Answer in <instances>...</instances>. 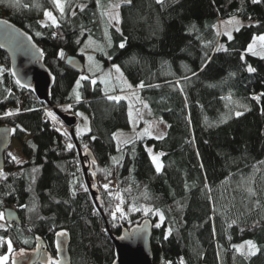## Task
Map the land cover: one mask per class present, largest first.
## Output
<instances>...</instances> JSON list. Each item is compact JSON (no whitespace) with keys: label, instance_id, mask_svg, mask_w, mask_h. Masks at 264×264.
I'll return each mask as SVG.
<instances>
[{"label":"trees","instance_id":"obj_1","mask_svg":"<svg viewBox=\"0 0 264 264\" xmlns=\"http://www.w3.org/2000/svg\"><path fill=\"white\" fill-rule=\"evenodd\" d=\"M62 3L63 13L53 0H0V18L43 49L56 77L52 106L79 121L87 115L90 131L75 137L96 160L90 177L111 234L150 219L154 264H264V50L247 51L264 35V0ZM46 11L57 26L41 24ZM69 56L80 58L84 73L67 66ZM0 69V127L12 129V141L30 137L23 162L10 146L0 171V213L12 208L21 222L3 220L0 257L12 264L41 239L55 264L64 233L72 264H113L115 247L71 134L17 85L1 51ZM146 110L168 123L166 136L125 142L131 113L142 129ZM148 147L161 153L159 172ZM247 241L254 255L237 250Z\"/></svg>","mask_w":264,"mask_h":264},{"label":"water","instance_id":"obj_2","mask_svg":"<svg viewBox=\"0 0 264 264\" xmlns=\"http://www.w3.org/2000/svg\"><path fill=\"white\" fill-rule=\"evenodd\" d=\"M0 51L5 53L10 61V72L14 80L19 81L17 85L26 91L31 92L40 103L49 107L51 104L52 90L55 86L56 77L46 65L43 49L35 42L33 37L17 24L0 18ZM68 67L75 72H85V65L80 58L69 56L66 59ZM53 113L67 127L73 129L78 123V117L73 114L63 113L53 107ZM71 136L79 153L82 164L83 175L92 200L101 213L97 197L98 191L93 186L96 183L95 177L91 180L93 173L92 164L96 162L90 150L83 151L80 147L74 131ZM12 143V129L0 127V171L5 168V153ZM4 219L9 224H20L19 215L16 210L8 208L4 211ZM105 219V217H104ZM106 228L115 247L116 260L113 264H154L152 252V237L154 224L150 219L144 220L141 224L131 229H126L120 236L111 234L107 220ZM37 249L33 251L20 252L13 256L12 264H50L51 258L45 249L46 244L41 239L37 240ZM70 239L67 234L58 236L55 241L57 257L55 264H72L69 251Z\"/></svg>","mask_w":264,"mask_h":264},{"label":"rangeland","instance_id":"obj_3","mask_svg":"<svg viewBox=\"0 0 264 264\" xmlns=\"http://www.w3.org/2000/svg\"><path fill=\"white\" fill-rule=\"evenodd\" d=\"M46 12H51V11H46ZM46 12L43 14L42 19L40 20L41 24L43 26H47V25H53V26H57L58 22L56 19V24L52 23V20L46 16ZM242 23V22H241ZM241 26V25H239ZM264 36V35H263ZM261 37V36H258ZM258 37L255 38V40L253 41V49L254 52L257 53L258 55H262L263 54V50H264V46H262V42L258 39ZM251 53V52H250ZM87 66L90 67V62L88 61ZM117 68L114 69V77L118 79V82L122 83L124 86L129 87V84L127 83V80L124 78L123 74L121 73V71L119 70V72H117L116 70ZM82 77H85L84 75ZM53 107H49L45 110L48 118H50L53 122H58L60 128L64 129V131H66L67 133L71 134V131L79 133V134H84L86 132L90 131V123L88 120L87 115L84 112H80L79 113V118H81V121H79V123H77L76 126L72 128L65 126L59 119L58 117L53 113ZM56 108V107H55ZM59 109V108H58ZM60 110V109H59ZM51 112L53 115L49 116L48 113ZM63 113H67V114H73L75 115V113L73 112H68V111H62ZM54 117V118H53ZM143 118L145 121V125L144 127L138 128V124H137V119H138V115L134 114L133 112L131 113V123H132V130L131 133L129 134V137L127 139H125V142H129V140H134V139H140L143 137H147V138H155V139H162L166 136L167 134V130H168V123L160 118H156L153 117L150 110H146L143 114ZM76 136V135H75ZM30 139V137H24L23 140L21 142L13 140L11 143V154L14 155L16 157V159L21 163L23 162L24 158L22 157V144L27 142ZM148 152L153 160V157L157 158L158 163L161 165L160 171L162 170V162H161V153H156L153 148L148 147ZM154 163V162H153ZM155 167L156 164L154 163ZM4 220V219H3ZM3 220H0V226H2ZM243 246L242 248H240V246L238 248H240L239 252L243 253L245 255H249V246L248 245H241Z\"/></svg>","mask_w":264,"mask_h":264},{"label":"snow or ice","instance_id":"obj_4","mask_svg":"<svg viewBox=\"0 0 264 264\" xmlns=\"http://www.w3.org/2000/svg\"><path fill=\"white\" fill-rule=\"evenodd\" d=\"M258 2V0H253V3H256ZM53 3L55 4V6L61 11V13H63L64 11V6H63V3H62V0H53ZM46 16H48L51 20H52V23L53 24H56V19L55 17L53 16L52 12H46ZM237 31H239V29L237 28L236 29ZM229 38H231V36L229 35ZM258 39L262 42V46H264V36H261V37H258ZM254 43V42H253ZM121 47H123L124 45L121 44L120 45ZM218 50H224L226 51L227 49H218ZM248 52H251L253 54H257L254 52V49H253V44H249L248 46V49H247ZM61 56H63V52L60 53ZM89 59L91 60V57H89ZM117 72H119V68L116 69ZM3 70L0 69V72H2ZM247 71L248 72H254L255 69L253 67H251L250 65L248 66L247 68ZM83 79H87V77H81V80ZM17 83H19V81H17ZM93 83H95V81H93ZM77 86H79V81H77ZM144 85L141 84L139 85V87H143ZM261 95H264V93H262ZM77 98H79L78 94H77ZM110 99H115V100H119V97H110ZM253 99L257 100L259 102L260 100V96H254ZM241 107H244V106H241ZM247 110V109H245ZM243 113L240 112V111H237L235 113L236 116H240L242 115ZM9 115H11V113H9ZM49 116H52L53 114L51 112L48 113ZM54 118V117H53ZM13 159H16L15 157H13ZM153 162L156 164V169L157 171L159 172L160 171V168H161V165L158 163L157 161V158L156 157H153ZM107 187V186H106ZM87 190V189H85ZM119 210V209H118ZM4 219V214L3 213H0V220H3ZM161 219H163V217L161 216ZM60 235H64V233H60ZM247 245L249 246V255H254L256 251H258L256 245L252 242V241H247L246 242ZM243 246H240V248H242ZM240 248H238L237 250L239 251ZM8 250L11 251L12 250V246H11V242H9L8 244ZM8 260V257L7 256H3V257H0V264H5V262ZM15 264V262H14Z\"/></svg>","mask_w":264,"mask_h":264}]
</instances>
